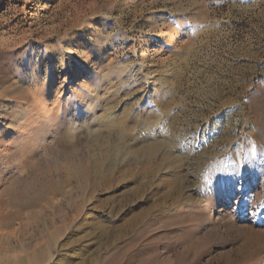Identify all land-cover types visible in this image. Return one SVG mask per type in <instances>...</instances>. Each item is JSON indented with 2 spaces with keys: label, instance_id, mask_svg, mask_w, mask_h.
I'll use <instances>...</instances> for the list:
<instances>
[{
  "label": "rangeland",
  "instance_id": "1",
  "mask_svg": "<svg viewBox=\"0 0 264 264\" xmlns=\"http://www.w3.org/2000/svg\"><path fill=\"white\" fill-rule=\"evenodd\" d=\"M0 264H264V0H0Z\"/></svg>",
  "mask_w": 264,
  "mask_h": 264
},
{
  "label": "bare ground",
  "instance_id": "2",
  "mask_svg": "<svg viewBox=\"0 0 264 264\" xmlns=\"http://www.w3.org/2000/svg\"><path fill=\"white\" fill-rule=\"evenodd\" d=\"M49 248V247H48ZM44 249V248H43ZM48 254V252L47 251H45V250H42V251H40L39 253H38V256H42V257H44V255L46 256ZM41 258V257H40Z\"/></svg>",
  "mask_w": 264,
  "mask_h": 264
}]
</instances>
